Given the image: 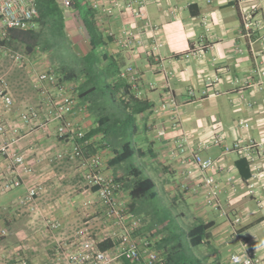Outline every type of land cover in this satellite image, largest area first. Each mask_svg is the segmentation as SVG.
Instances as JSON below:
<instances>
[{
  "label": "crops",
  "instance_id": "crops-1",
  "mask_svg": "<svg viewBox=\"0 0 264 264\" xmlns=\"http://www.w3.org/2000/svg\"><path fill=\"white\" fill-rule=\"evenodd\" d=\"M243 8L255 10L253 17L260 24L251 39L240 33ZM63 10L66 18V35L72 47L77 45L82 50L78 53L80 57L85 56L90 52L91 46L82 17L75 6ZM147 12L151 20L160 26L159 37L164 43L161 55L165 69L162 70L148 52L151 45L149 33L141 36L144 46H138L133 50L124 49L118 42L124 28L136 29L141 26L140 19L134 18L127 11L113 16L102 15L99 18L95 15L99 31L104 36L113 33V37L101 46V50L109 57L117 59L121 68L134 65L139 69L142 85V94L139 98L146 102L148 107L137 121L140 124L138 127L141 126L142 130L135 134L137 146L141 148V153H144L139 157L142 163L140 166L134 165L130 168V173H126L129 174L126 176L129 182H125L127 186L119 194L121 199L128 202L131 213L143 219L141 228L133 236L140 241L150 240L147 231L150 225L144 223L145 212L141 206L143 201L135 200V204L130 205L134 202L129 196L128 186L134 178L132 170L135 174V169L139 167L155 182V188L148 198L150 203H143L149 210L155 208L151 201L155 197L161 200L165 195L175 197L172 190L176 186L181 191L187 190L190 200L204 198L206 201L204 191L198 188L193 190L191 188L193 179L186 177L187 171L193 169L198 180L196 167L191 163H184L182 156L173 153V148L182 130L195 141L212 140L219 132L224 135L222 144L210 145L200 152L204 156L213 157L220 167H223L213 169L209 174L220 181L224 205L232 212L228 217H220L205 203L199 219L215 223L211 230L212 239L209 245L212 240L221 242L224 240L227 246L232 243L235 245L228 254L218 256V252H214L208 253L206 257L209 261L219 257V264H232L230 257L233 253L242 251L241 240H244L247 242L245 248L249 246L258 248L257 257L260 264H264V78L260 79L254 73L257 62L260 60L264 62V43L261 39L264 34V2L164 0L161 3H151L147 7ZM203 17L208 18L210 22L211 31L208 34L202 24ZM201 37H204V43L207 45L204 54L201 57L190 55L189 50L198 46ZM79 40H83L82 44H79ZM31 59L38 69L51 68L44 55ZM16 66L20 68L19 65ZM16 74L11 73L12 80H17ZM215 76L218 77V82L207 88L206 79ZM249 78H252L254 83L259 80L263 82L248 86L245 82ZM148 83H152L154 87L150 88ZM167 83L171 84L180 103L182 130L173 125L170 111L156 110L167 99ZM10 84L12 88V83ZM13 89L12 93L16 95ZM189 89L195 90L194 98L188 97ZM205 89L209 91L208 94L215 91H218V94L204 95ZM14 99L16 106L17 99L16 97ZM38 101L39 96L36 93L35 98L27 101V104L34 105ZM79 104L82 105V101H79ZM15 106L10 114L12 120H18L19 112L24 109L15 111ZM241 121L247 123L245 127H242ZM83 124L86 131H89L95 124L94 118L89 114ZM56 127L57 123L52 122L45 129L27 135L23 129V137L17 145V151L27 154V163L35 171L34 180L44 184L45 190L37 198L35 208L18 203L19 197L26 191L25 186L9 192L0 190V232L7 231V235H0V264H21L22 261H27L28 264H62L58 260L57 243L66 244L69 250H73L78 246L76 234L80 227L88 225L93 233L100 236L107 223L95 195L85 193L78 161L69 157L63 160L54 158L58 151L67 153L71 147L69 141H60L56 137ZM97 140L95 139V143L90 142L94 145L88 147L87 151L90 154L93 153L91 150L102 153L103 173L125 177V174L117 173L116 166L112 167L109 164L114 157L112 152L96 150L99 146ZM235 140L242 143L250 140L260 143L255 154V162L253 165L250 164L251 177L247 180L241 177L236 164L240 156L235 152L223 151L224 144H232ZM32 146H39L46 155H51L52 159L42 158L40 154L44 153L33 152ZM6 165L5 158L0 155V187L3 180L13 177ZM182 183H187L188 189L182 188ZM252 184L255 193L250 194L249 187ZM81 198L84 201L92 199V205L88 208L83 207L78 200ZM75 199L78 203L74 202ZM237 215L241 220L233 224V219ZM52 220L60 224L55 230L47 226ZM233 229L236 230L234 234ZM115 264L132 263H126L123 257H117Z\"/></svg>",
  "mask_w": 264,
  "mask_h": 264
},
{
  "label": "built area",
  "instance_id": "built-area-1",
  "mask_svg": "<svg viewBox=\"0 0 264 264\" xmlns=\"http://www.w3.org/2000/svg\"><path fill=\"white\" fill-rule=\"evenodd\" d=\"M164 0H84V2L95 11L96 18L102 15L113 16L116 13L130 12L134 18L140 19L142 24L139 28H124L119 35L118 42L126 50H133L138 46H144L142 35L149 33L151 45L148 48L149 54L159 63V68L165 69L164 59L161 55L163 41L159 37L160 26L153 22L147 12V7L151 3H161ZM209 1V0H208ZM264 2V0H260ZM63 9H71L72 0H56ZM253 9H241L242 36L252 38L254 31L260 26L253 17ZM39 17L35 0H0V56L8 57L17 65L29 67L32 72L31 85L39 96V101L34 105H29L18 114V120H12L10 114L14 111L15 99L8 77L5 74L0 75V155L6 160V167L12 174V178L3 180L0 190L9 192L13 189L25 186V193L19 197L18 203L22 206L29 205L35 208L37 198L45 190L44 184L35 181L34 168L27 163V154L17 151V145L23 137V129L27 134H31L39 129H45L50 123L56 122V137L60 141H69L70 150L58 151L54 156L57 160H63L65 157L77 160L80 172L84 182L85 193H93L97 198L103 213L107 218V223L98 236L93 233L88 225H84L77 230L78 246L69 250V247L63 243H57L58 260L62 264H115L117 257H123L134 264H158L160 252L154 247L155 240H138L133 234L141 228L142 218L131 213L126 200L119 197L122 191V184L117 177L103 173V157L100 153L87 154V146L91 140L86 138V129L84 119L88 118L86 106L79 104L78 98L74 92V84L62 82L61 78L51 68L38 69L34 65L33 59L20 49H15L6 44L11 29H26L33 27L34 20ZM95 18V19H96ZM97 20V19H96ZM202 24L205 26L206 33L211 31L208 18H202ZM113 37V33H109ZM264 43V34L261 37ZM252 45V42L250 43ZM207 45L204 43V37L200 38L198 46L190 49V55L201 57L205 52ZM166 72V71H165ZM260 79L264 78V62L258 61L254 69ZM119 75L126 79L135 92L137 97L142 94V85H140L141 73L134 65H127L120 69ZM218 82V77H208L206 79L207 88H211L212 83ZM263 81L253 82L252 78L245 82L248 86L260 84ZM150 88L154 87L148 83ZM195 90H188V97H195ZM167 99L156 109L157 111H170L174 126L183 128L180 116V103L172 89L170 83H167ZM204 95L208 94L207 89ZM246 122L241 121L242 127ZM182 130V129H181ZM224 139L222 133H216L212 140L195 141L187 132L183 131L178 136L173 148L175 155L183 157L184 163L193 164L198 171V180L193 169L187 171V178L193 179V190L202 189L206 198V203L212 207L220 217H228L230 211L223 202V187L220 181L209 174L213 169H223L217 163V160L211 156L201 154V149H206L210 145H221ZM260 143L252 140L242 143L235 140L232 144H224V153L235 152L240 157H245L249 164L255 162V154L258 151ZM33 152L44 153L40 156L50 159L51 155L42 151L39 146H32ZM40 157V158H41ZM41 158V159H42ZM52 159V158H51ZM188 183V182H187ZM182 183V188L188 189V184ZM249 193H255L254 185H250ZM93 200L87 199L83 207L88 208ZM240 216H235L233 224L239 223ZM51 230L57 229L60 224L57 221H49L47 225ZM233 229V234L235 233ZM0 235H6L2 230ZM108 238L116 239L117 245L111 250H102L99 244ZM243 249L241 252H235L231 255L232 264H260L257 257L258 248L249 246L247 242L242 241ZM21 264H27L22 261ZM163 264V263H161Z\"/></svg>",
  "mask_w": 264,
  "mask_h": 264
},
{
  "label": "trees",
  "instance_id": "trees-1",
  "mask_svg": "<svg viewBox=\"0 0 264 264\" xmlns=\"http://www.w3.org/2000/svg\"><path fill=\"white\" fill-rule=\"evenodd\" d=\"M72 1L89 34L91 50L85 56L79 57L72 51L71 42L66 35L65 13L56 0H35L39 17L34 20L33 27L11 29L6 44L22 50L30 57L46 56L52 70L61 81L74 84L78 101H82V106H86L87 109L89 106L88 113L94 118L95 124L86 131V138L95 143V139L100 137L97 140L99 146L96 150L112 152L114 157L109 164L112 167H119L128 159L139 158L144 154L135 141L123 140V136L127 132L131 135L138 132L136 123L148 107L146 102L136 96L130 83L120 77L121 67L117 59L109 57L101 50V46L111 37L104 36L99 31L95 11L84 0ZM125 122L128 123L129 128L126 125L121 128L117 126L118 123ZM92 145L94 144L90 143L87 149ZM90 152L96 153L93 150ZM87 154L90 153L87 151ZM236 164L241 177L245 180L249 179L251 168L247 158L240 157ZM133 166L130 164L129 168ZM133 173L134 170H132L134 178L128 184L129 196L134 201L130 205H134L135 200L148 199L155 188L153 179L145 175L139 167L135 169V174ZM115 177L121 182L122 189L127 186L125 182H128V177ZM165 223L169 233L157 234L158 236L154 237V247L160 252L158 264H219V253L218 258L209 261L196 256L191 251L192 247L210 243L214 221L197 219L187 231L182 230L181 237H177L176 232L168 227L167 222ZM117 243L116 239L108 238L99 246L102 250H111ZM123 260L134 264L130 260L124 258Z\"/></svg>",
  "mask_w": 264,
  "mask_h": 264
},
{
  "label": "rangeland",
  "instance_id": "rangeland-1",
  "mask_svg": "<svg viewBox=\"0 0 264 264\" xmlns=\"http://www.w3.org/2000/svg\"><path fill=\"white\" fill-rule=\"evenodd\" d=\"M81 39H82V36H81ZM79 41H80L79 44L80 43L82 44L83 40H79ZM71 48H72V51L77 56L80 57L78 53L82 52V50L79 49L77 45ZM0 67H1L0 75L5 74L8 77L9 81L12 83V89L14 87L13 91L16 93L14 97H16L17 99L15 111H18L20 109H23L29 106L27 104V101L28 102L32 101L36 95L35 93L36 91L32 88V86H30L32 72H30L29 69L26 70L22 66H19L20 68H18L16 66V63L13 62L10 58L3 57V56H0ZM12 72L14 74L18 72V74H16L18 75L17 80L11 79ZM87 110L90 111L89 106ZM136 124L140 125L138 124V122ZM125 125L127 126L128 123L127 122L118 123L117 126L121 128L122 126H125ZM127 127L129 128V126ZM138 128H139L138 131L142 130L141 126H139ZM123 140H126V141L130 140L132 142L134 141L136 142V136L134 134L131 135L130 132H127L124 134ZM141 163H142V160H140L137 157L128 159L127 161L119 165V167L116 166L117 167L116 169L118 171L117 173H119L120 175L125 174V177H126L127 175H129L126 173H129L130 164L131 165L133 164L135 166L136 165L140 166ZM172 191L176 195L175 197H172V196L170 197L168 195H165L163 197V200L158 199L157 197L151 200L153 203V206L155 207L153 208V210L152 209L149 210V208H147L148 206L146 207L144 206V204L150 203V199L142 200L144 204L142 203L141 206H142L143 212H145L144 223H148L150 225L147 230L148 237L150 239L154 238L155 236L157 237L158 236L157 234L167 235L169 233V229H167V227L165 226L166 224L165 222H167L168 227H170L171 229H173L174 232H176L177 237H181L183 236L181 235V233H183V231H187L189 227H191L197 221V219L201 217L200 213L202 212V206L203 204L206 203L204 198L190 200L189 192L187 190L181 191L178 186L174 187ZM78 200L81 202V205L83 206L84 200L82 198ZM78 200L75 199L74 202L76 203ZM148 211L150 212L152 211L151 214ZM101 228H103V226ZM98 230H100V228ZM217 241L218 240L216 241L212 240L210 245L209 243L207 244L205 243L202 246L192 247L191 251L194 254H196V256L206 258L208 260V258L206 257L208 253L213 254L214 252L216 253L218 252L220 255H225V254H228L230 252V249L235 245V243H232V245L227 246L224 240L222 242L220 240L218 241V243H215Z\"/></svg>",
  "mask_w": 264,
  "mask_h": 264
}]
</instances>
